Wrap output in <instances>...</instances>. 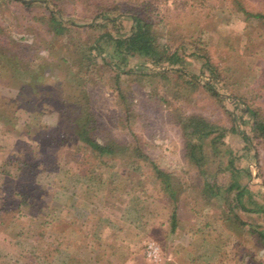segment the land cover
<instances>
[{"label": "rangeland", "instance_id": "obj_1", "mask_svg": "<svg viewBox=\"0 0 264 264\" xmlns=\"http://www.w3.org/2000/svg\"><path fill=\"white\" fill-rule=\"evenodd\" d=\"M129 1L123 2L125 7L140 11L142 14V9L136 4L139 0ZM149 1L152 4L149 10H153L149 15L155 14L153 19L156 17V21L152 23L160 21L155 27L156 32L162 35L166 32L160 39L161 44H169L170 51L177 43L192 41L194 44L197 42L204 44L213 64L226 69L224 76L235 83L229 90L228 88L224 90L247 97L249 102L264 112V20L250 18L245 20L240 12L245 10L251 14H264V0H190L193 4L191 9L183 5V1L189 3V0ZM75 11L82 13L79 7ZM20 12L22 10L19 7L13 6L0 10V25L5 14L11 20ZM144 13L146 14L147 10H144ZM76 16L74 14L72 21L80 23L81 20ZM6 24L8 22L4 23L1 29L3 37H6L5 40L12 39L15 32L12 26L6 27ZM164 26L166 28L163 29ZM23 33L31 44L45 46L46 39L38 34L35 28L26 27ZM100 48L104 49V45ZM111 50V47H107L104 57L115 61V58L110 59L107 56ZM185 61L188 63L186 71L197 76L201 60L188 57ZM120 67L123 70L134 69L136 72L138 69L145 71L147 64L144 63L143 57L134 55L126 60V66ZM36 69L35 72L43 76L41 80L43 86L38 91L39 98L44 103L42 108L57 111L60 108L61 98L65 96L66 102L61 106L65 110L74 106L76 102H81L82 93L79 86L75 85L78 78H74L75 76L63 69L56 70L53 64L47 62L45 66L41 65ZM80 71L85 73L83 67ZM110 73L103 68L97 78H94V83L87 81L91 78V74L82 81V83L87 81L88 105L93 115L92 123L93 125L95 123L98 131L106 130L124 142L129 140L132 134L141 136L146 142V149L152 155L151 158L155 159L160 169L171 176V187L178 191L176 196L178 222L175 230L170 232L165 218L159 220L156 214L148 212L150 204L146 198L151 197L153 191L147 192L146 195L145 193L138 195L126 189L104 193L103 185L85 189L88 183L79 179L80 177L59 176L61 179L55 181L52 179L53 176L49 175L51 173L49 169L44 171L42 168L36 170L30 167L29 169L32 170L23 174L24 168H22L21 172H13L14 176L19 175L15 179V184L32 189L31 206H44V211L47 209L54 211L50 213L52 218L57 220V227L67 225L64 228V236L67 238L66 242L62 240L59 251L44 259L42 257L44 250L56 249L55 243L45 238L52 235L50 229L47 228L48 230L43 232L44 237L43 234H39L43 227L38 229L39 233L36 230V235L29 230L26 232L22 226L32 219L27 215L25 218L17 219L16 202L9 199L7 190L4 193L0 192L2 200L0 205L4 203L2 207L0 206V264H106L108 260L102 257L100 251L105 253L112 251L113 258L110 259L109 264H153L144 257V247L149 241L155 242L159 247L160 261L156 264H264L262 248L264 246L258 244L254 236L248 235L245 227L239 230L231 219L225 221L226 211L222 202L218 200L209 202L199 195L198 186L201 180L196 176V169L183 161L182 145L179 140L180 129L173 118L175 113L169 114L165 106L160 104L158 97L148 94L153 89L162 93L160 95H164V92L165 95L172 94L171 87L175 79L168 76L164 80L150 78L146 81L143 78L124 76L119 88L130 94L133 103L136 104L128 113L126 112L128 109L124 108L122 100L115 91L113 81L109 78ZM55 81L61 83L60 87L54 86ZM179 94L175 102L177 113L197 114L211 122L228 126L229 119L224 108L204 90L195 89L192 92ZM0 98H2L0 99V111H2L8 106L9 100L3 96ZM224 107L227 109L230 105L225 102ZM78 111L79 109L73 112L74 117L79 116ZM64 114L68 115V112ZM51 117H54V125L49 126L42 137L46 142L58 140L63 129L54 114L42 116V119L51 123ZM13 129L14 127L11 126L0 127L2 133L0 146L5 152L16 151L21 145L17 143L18 146L14 147L20 137V131L16 132L18 129L16 128L13 132ZM241 144L238 138L227 133L223 141L214 142L212 149L218 154L226 149L234 153ZM165 148L166 150H163ZM4 151L0 152L1 157L5 154ZM256 151L258 167L253 160L243 164L244 169L251 172V176L247 179L243 178L240 184L257 185L261 191H264L262 186L264 146L258 145ZM62 155L66 158L67 151H62ZM86 158L87 155L83 154L77 160L85 161ZM30 159L24 157L28 163ZM133 160L130 152L119 158V164L127 170L123 173L127 172V176L145 177V167L141 168L142 164H132ZM65 161L72 162V159L67 157ZM71 171H75V167L72 166ZM108 178L114 184L118 183L117 175ZM214 180L220 189H223L228 182V174L219 173ZM149 184L155 186L157 181L153 180ZM187 185H192L194 189H189ZM260 224L264 225V222L260 221ZM89 229H91L90 233H87ZM69 242L79 247L85 246L94 254L82 255L80 250L75 253V248L73 250V245L69 246ZM66 248H69V253L65 252ZM96 250L99 254H96ZM125 253L130 254L128 260L124 257Z\"/></svg>", "mask_w": 264, "mask_h": 264}, {"label": "trees", "instance_id": "obj_2", "mask_svg": "<svg viewBox=\"0 0 264 264\" xmlns=\"http://www.w3.org/2000/svg\"><path fill=\"white\" fill-rule=\"evenodd\" d=\"M124 1L130 2L129 0H0V10L12 6L22 10L11 20L5 14L0 25V97L9 100L8 106L0 111V127L2 125L14 127L13 132L18 128L16 132L20 131V137L14 147L18 146L17 143L21 144L18 146L19 149L11 152H5L0 146V152H5L3 157L0 156V192L4 193L7 190L9 199L16 202L17 219L25 218L26 215L32 219L22 226L26 232L29 230L36 235V230L38 232V229L43 227L44 229L38 233L43 234L44 237L43 232L48 230L47 228L50 229L54 237L50 235L45 238L55 243L56 249L44 250L42 253L44 259L61 249L62 240L66 242L64 228L67 225L57 227V220L52 218L50 213L54 212L53 210L44 211V206H31L32 189L15 184V179L19 175L14 176L13 172H21L22 168H24L23 174L33 168L36 170L42 168L44 171L49 169L51 172L49 175L53 176L52 179L55 181L70 176L80 177L79 179L88 183L85 189L103 185L104 193L126 189L138 195L141 193L146 195L147 192L153 191V195L146 198L150 204L148 212L156 214L159 220L165 218V222L169 224V231L173 232L178 222L176 213L178 191L171 187V176L160 169L155 159L151 158L152 155L147 151V144L141 136L132 134L131 138L124 142L106 130L96 129L95 123L94 125L92 123L93 115L88 105L86 88L87 81L94 83V78L106 68L111 72L109 78L113 81L124 108L128 109L126 112L129 113L130 108H134L136 104L133 103L130 94L119 88L124 76L143 78L146 81L150 78L164 80L172 76L175 79L171 87L172 94L165 95L164 92V95H160L162 93H158L157 89L150 90L148 94L158 97L160 104L165 106L169 114L175 113L173 118L180 129L179 140L182 145L183 161L196 169V176L201 180L198 186L199 195L209 202L213 200L222 202L226 211L225 221L231 219L239 230L245 227L247 234L254 236L257 243L264 246V225L260 224V221L264 222V191H261L257 185L240 184L243 178L247 179L251 176V172L243 167L247 161H255L258 167L256 147L264 146V112L249 102L247 97L224 90L227 88L229 90L235 83L224 76L226 69L213 64L204 44L200 42L194 44L192 41L177 43L171 51L169 44H161L160 39L166 32L163 35L156 32L155 27L160 21L152 23L156 21V17L154 20L155 14L149 15L153 11L149 10L152 5L149 0H139L136 3L142 9V14L140 11L127 9ZM183 5L188 9L193 7L190 0L189 3L183 1ZM78 7L82 13H76ZM144 10H147L146 14ZM240 12L245 20L249 18L264 20V14H251L245 10ZM74 14L81 20L80 23L72 21ZM6 22H8L6 27L12 26L15 32V36L8 40H5L6 37L4 38L1 32L2 25ZM24 26L35 28L38 34L44 36L45 46L31 44L23 35L26 28H23ZM101 45H104V49L100 48ZM107 47L112 48L107 56L110 59L115 58V61L105 59ZM134 55L144 58V63L147 64L145 71L121 69L120 66H126V60ZM188 57L201 60L197 76L186 71L188 63L185 59ZM46 62L53 64L56 70L63 69L79 79L75 85L79 86L82 93L80 103L76 102L74 106L65 110L61 108L66 102L65 96L61 98L60 108L57 111L42 108L44 103L40 100L38 91L43 86L41 82L43 76L35 70L41 65L45 66ZM82 67L85 73H81ZM90 74L91 78L82 83ZM60 85V82H54V86L60 87ZM195 89L204 90L224 108L229 119L228 126L211 122L197 114L177 113L175 102L180 96L179 93L192 92ZM225 102L230 108L225 109ZM77 109L79 116L74 117L73 112ZM61 111L68 112V115ZM50 114H54L55 118L59 119L60 127L63 129L58 140L46 142L42 139L43 133L49 126L54 125V117H51V123H48L42 119V116ZM227 133L238 138L242 144L234 153L226 149L218 154L212 149V145L216 141H223ZM0 135L2 136V133ZM62 151H67L66 158L70 157L72 162L65 161ZM129 152L134 158L132 164H142L140 167H145V177L127 176V172L123 173L127 170L118 160ZM83 154L87 155L86 160L78 161L77 158ZM24 157H30V163L26 162ZM219 158L225 160L221 161ZM86 163L89 165L85 166ZM71 165L75 167V171H71ZM30 167L32 169H29ZM219 173L228 174V182L223 189H220L214 180ZM114 174L118 176L117 184L112 180L109 181L108 178ZM153 180L157 181V185L149 184ZM262 186L264 188L263 183ZM187 187L194 189L192 185ZM3 204L1 203L0 206L2 207ZM90 230L86 232L90 233ZM39 234L37 235L40 237ZM72 245L75 253L80 250L82 254H94L85 246L79 247L69 242V246ZM262 248L264 250V247ZM65 252L69 253V248H66ZM109 261L110 259L107 263Z\"/></svg>", "mask_w": 264, "mask_h": 264}, {"label": "built area", "instance_id": "obj_3", "mask_svg": "<svg viewBox=\"0 0 264 264\" xmlns=\"http://www.w3.org/2000/svg\"><path fill=\"white\" fill-rule=\"evenodd\" d=\"M144 257L150 263L156 264L160 261L159 247L155 242L149 241L144 247Z\"/></svg>", "mask_w": 264, "mask_h": 264}, {"label": "crops", "instance_id": "obj_4", "mask_svg": "<svg viewBox=\"0 0 264 264\" xmlns=\"http://www.w3.org/2000/svg\"><path fill=\"white\" fill-rule=\"evenodd\" d=\"M104 236L106 237V236H107V233L104 234ZM103 242H105V239H104ZM111 246L113 247V245H111ZM115 246H117V247H121V246H118V245H115ZM63 251H64V250H63ZM95 252L99 254V251L96 250ZM100 252H101L102 257L105 258V260H108V259H112V258H113V256L111 255V254H112V253H111L112 251H110L109 253H105V252H103V251H100ZM82 255H84V254H82ZM129 256H130L129 253H125V254H124V257H125L126 260H128ZM120 258H121V256H120ZM106 264H109V262L106 263Z\"/></svg>", "mask_w": 264, "mask_h": 264}, {"label": "water", "instance_id": "obj_5", "mask_svg": "<svg viewBox=\"0 0 264 264\" xmlns=\"http://www.w3.org/2000/svg\"><path fill=\"white\" fill-rule=\"evenodd\" d=\"M19 1H22V0H19ZM26 3H29V2H31V1H25Z\"/></svg>", "mask_w": 264, "mask_h": 264}]
</instances>
